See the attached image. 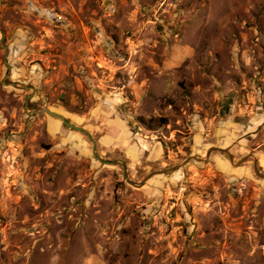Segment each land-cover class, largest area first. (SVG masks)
Returning a JSON list of instances; mask_svg holds the SVG:
<instances>
[{
    "label": "rangeland",
    "instance_id": "374dc122",
    "mask_svg": "<svg viewBox=\"0 0 264 264\" xmlns=\"http://www.w3.org/2000/svg\"><path fill=\"white\" fill-rule=\"evenodd\" d=\"M0 264H264V0H0Z\"/></svg>",
    "mask_w": 264,
    "mask_h": 264
},
{
    "label": "water",
    "instance_id": "95a60500",
    "mask_svg": "<svg viewBox=\"0 0 264 264\" xmlns=\"http://www.w3.org/2000/svg\"><path fill=\"white\" fill-rule=\"evenodd\" d=\"M47 114H49V115H52V116H57V117H59V118H61L62 120H63V122L66 124V125H68L69 127H72V125H70L69 123H67V121L63 118V117H61L60 115H58V114H54V113H51L50 111H48V110H46L45 111ZM33 113H37V114H41V113H43L42 111L40 112H31V114H33Z\"/></svg>",
    "mask_w": 264,
    "mask_h": 264
}]
</instances>
